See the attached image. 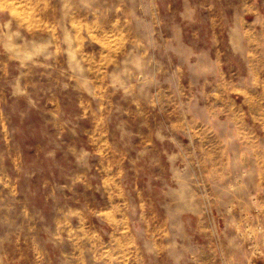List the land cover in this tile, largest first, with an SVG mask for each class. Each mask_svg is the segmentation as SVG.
Listing matches in <instances>:
<instances>
[{
  "label": "rangeland",
  "instance_id": "rangeland-1",
  "mask_svg": "<svg viewBox=\"0 0 264 264\" xmlns=\"http://www.w3.org/2000/svg\"><path fill=\"white\" fill-rule=\"evenodd\" d=\"M0 264H264V0H0Z\"/></svg>",
  "mask_w": 264,
  "mask_h": 264
}]
</instances>
